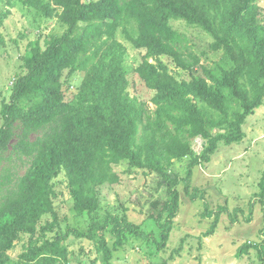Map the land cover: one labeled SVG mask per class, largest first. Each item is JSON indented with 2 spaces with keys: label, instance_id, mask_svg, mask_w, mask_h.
<instances>
[{
  "label": "trees",
  "instance_id": "1",
  "mask_svg": "<svg viewBox=\"0 0 264 264\" xmlns=\"http://www.w3.org/2000/svg\"><path fill=\"white\" fill-rule=\"evenodd\" d=\"M24 1L41 9L51 4L60 8L64 30L43 45L36 41L30 46L23 56L26 72L13 81L9 99L0 107V264L67 263L66 239L82 234L70 226L63 229L55 214L53 180L61 172L76 212L92 219L87 237L96 239L104 264H109L104 232L108 229L115 237L116 249L122 232H136V225L111 214L96 221L91 213L100 207L99 187L119 182L113 166L122 161L158 174V186L165 187L167 197L152 216L159 229V239H152L157 251L178 211L176 186L184 182L188 193L192 167L208 162L220 142L242 141L246 118L263 105L264 16L259 0ZM171 19L207 32L213 38L210 47L222 51L231 64L220 75L202 65ZM121 26L135 48L145 49L135 71L155 91L153 109L127 90L126 47L115 39ZM161 55L191 78L170 73ZM92 56L97 59L90 63ZM197 67L204 76L194 75ZM85 68L79 93L69 96L72 76ZM195 136L205 141L198 154L190 142ZM184 158H189L185 177L172 173L174 162ZM259 187L264 219V174ZM47 213L53 219L40 225ZM23 234L28 241L13 259L7 250ZM256 248L264 259V241Z\"/></svg>",
  "mask_w": 264,
  "mask_h": 264
},
{
  "label": "rangeland",
  "instance_id": "2",
  "mask_svg": "<svg viewBox=\"0 0 264 264\" xmlns=\"http://www.w3.org/2000/svg\"><path fill=\"white\" fill-rule=\"evenodd\" d=\"M259 3L264 16V0ZM60 11L54 4L41 9L24 0H0V107L9 99L13 81L26 72L23 56L30 46L36 41L43 45L51 35L63 32L64 25L58 20ZM170 24L187 36L200 56L201 64L215 74L220 75L222 69L231 64L222 51L210 47L213 38L198 26L182 19H171ZM115 39L126 47L124 65L129 94L146 101L153 109L155 91L147 88L135 71L145 49L135 48L124 37L122 26L115 33ZM96 59L92 56L89 62ZM159 59L177 78H191V74L178 68L170 57L161 55ZM193 73L204 76L200 67ZM85 74L86 68L72 76L66 92L69 96L79 93ZM242 129V141L229 145L220 142L208 162L202 161L192 167L188 193L184 182L176 186L178 211L172 217L166 242L157 251L153 250L152 239H159V229L152 216L167 197L165 187L158 186L161 177L148 170L129 167L127 161L113 166L120 180L99 187L100 207L91 215L96 221H102L108 214L126 216L137 230L122 232L121 244L116 249L113 247L115 237L108 229L104 232L106 244L111 249L109 264H264L256 248L264 241V219L259 200V181L264 174V102L246 118ZM14 140L15 137L11 142ZM190 142L197 154L205 144L200 136L192 137ZM188 161L189 158L175 161L170 171L185 177ZM2 165L0 162V171ZM24 169L21 167L19 172L23 173ZM53 182V202L60 226L63 229L70 226L82 234H70L66 239V264H104V253L96 239L87 237L92 219L76 212L64 172ZM52 219V214H44L40 225ZM214 222L212 234L205 235ZM141 232L152 234L143 237ZM98 235L99 232L96 238ZM28 238V234H23L7 253L17 259Z\"/></svg>",
  "mask_w": 264,
  "mask_h": 264
}]
</instances>
